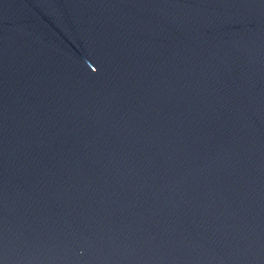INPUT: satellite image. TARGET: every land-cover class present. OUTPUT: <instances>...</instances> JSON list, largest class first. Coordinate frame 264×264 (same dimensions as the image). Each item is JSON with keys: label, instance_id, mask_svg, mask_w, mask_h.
Listing matches in <instances>:
<instances>
[{"label": "water", "instance_id": "obj_1", "mask_svg": "<svg viewBox=\"0 0 264 264\" xmlns=\"http://www.w3.org/2000/svg\"><path fill=\"white\" fill-rule=\"evenodd\" d=\"M0 264H264V0H0Z\"/></svg>", "mask_w": 264, "mask_h": 264}]
</instances>
